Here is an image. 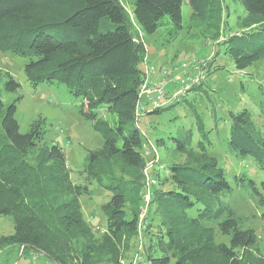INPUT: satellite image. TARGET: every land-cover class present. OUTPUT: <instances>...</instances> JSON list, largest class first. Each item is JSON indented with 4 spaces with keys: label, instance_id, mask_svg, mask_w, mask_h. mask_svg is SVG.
<instances>
[{
    "label": "trees",
    "instance_id": "1",
    "mask_svg": "<svg viewBox=\"0 0 264 264\" xmlns=\"http://www.w3.org/2000/svg\"><path fill=\"white\" fill-rule=\"evenodd\" d=\"M236 1L245 12L238 20L241 30L219 44L242 70L264 58V0ZM185 2L193 18L216 28L226 13L224 0H130L131 12L122 0H0V51L25 60L32 84L63 87L102 139L99 150L86 149L77 170L82 179L73 181L62 146L45 139V120L35 119L22 132L15 117L22 96L8 102L0 97V215L14 228L0 235V246L12 244L55 264H97L107 258L119 262L140 238L146 264H264L256 234L228 200L232 185L209 152L217 128L214 104L209 106L213 126L187 96L145 110L172 115L173 121L181 108L190 107L194 121L155 138L158 146L170 142L186 159L155 170L148 213L141 217L146 173L136 104L146 48L133 24L148 34L178 31ZM202 85L187 91L204 94L211 103ZM19 88L0 68V93ZM257 91L252 101L264 122V86L259 83ZM252 115L249 107L229 111L225 144L236 157L251 156L264 172V130L252 123ZM234 180L256 199L264 220V178L259 187L243 174ZM96 187L109 193L103 204L106 227L98 236L78 200Z\"/></svg>",
    "mask_w": 264,
    "mask_h": 264
},
{
    "label": "rangeland",
    "instance_id": "2",
    "mask_svg": "<svg viewBox=\"0 0 264 264\" xmlns=\"http://www.w3.org/2000/svg\"><path fill=\"white\" fill-rule=\"evenodd\" d=\"M224 1L227 2L226 13L217 28L193 18L186 2L183 3L184 23L178 31L169 33L157 29L154 33L148 34L142 32L135 23L133 28L137 40H141L146 48L140 66L143 69L145 66L152 67V79L166 91L168 98L166 104L172 102L173 99L177 100L182 96H187L194 103L207 126H213L214 118L209 106L214 104L217 128L216 132L211 134L212 143L209 152L218 159L219 165L232 185L233 192L228 197L229 202L237 215L243 217V225L254 231L258 244L264 252L262 209L256 199L234 180V176L243 174L252 178L259 187V182L264 178V172L251 156L236 157L228 151L225 144V138L229 133L228 113L230 110L238 111L242 107H249L253 112L252 123L260 130H264L263 119L252 101L259 95L257 91L259 83L264 86V58L239 70L236 69L234 61L223 53V47L219 42L240 32L238 20L245 13L236 0ZM122 3L131 12L130 0H122ZM24 62L25 60L19 56L0 51V68L9 71L20 83L17 92L0 93V97L4 102H8L17 95L22 96L15 112L20 130L25 132L39 117L44 119L45 139L55 140L62 146L73 181H81L82 177L78 175L77 170L81 168L85 151L86 149L99 150L102 142L101 136L77 112L75 103L69 99L63 87L47 83L32 84L24 72ZM164 71L166 73H163ZM187 76L191 78L190 83L186 79ZM199 83H202V88L211 93V103L207 101L204 94L187 91L189 87ZM145 104L155 106L148 102ZM176 115L175 120L170 121L169 119L173 118L172 115H146L144 111L137 121L144 133L145 183L155 177L154 172L157 168L186 159V155L175 151L170 142L166 141L164 146H158L155 142L156 137H165L168 129L176 131L177 127L187 128L194 121L190 107L181 108ZM153 183L146 184L142 191V209L146 206L148 210ZM144 195H146L145 199ZM108 199L109 193L98 187L94 189L92 195H80L78 198L80 210L94 236L100 235L106 227V213L103 204ZM147 210L143 217L148 213ZM13 231L10 218L0 215V235L10 234ZM217 239L223 238L218 235ZM142 241L140 238L134 239L132 247L122 254L119 262H113L107 258L97 264H133L137 256L140 257L138 264H146L142 256ZM0 264L55 263L40 254L23 252L22 248L6 244L0 246ZM170 264H173V261Z\"/></svg>",
    "mask_w": 264,
    "mask_h": 264
},
{
    "label": "built area",
    "instance_id": "3",
    "mask_svg": "<svg viewBox=\"0 0 264 264\" xmlns=\"http://www.w3.org/2000/svg\"><path fill=\"white\" fill-rule=\"evenodd\" d=\"M145 78L140 84V92H139V99L136 104V114L137 119L141 117L145 110V102L152 103L155 106H161L166 104V91L165 89L155 82L154 80L149 79V74H151V67L145 66ZM147 74V75H146ZM178 79V78H175ZM187 80H191L189 76L186 77ZM190 80L188 83H190ZM145 172V171H144ZM154 182V179H149V181L146 183L147 185H151V183ZM146 195H144V199ZM145 201V200H144ZM147 210L146 206L144 209H142L141 217L145 214V211ZM140 235V233H139ZM140 257L137 256L133 264H138Z\"/></svg>",
    "mask_w": 264,
    "mask_h": 264
},
{
    "label": "crops",
    "instance_id": "4",
    "mask_svg": "<svg viewBox=\"0 0 264 264\" xmlns=\"http://www.w3.org/2000/svg\"><path fill=\"white\" fill-rule=\"evenodd\" d=\"M145 61V60H144ZM151 67V66H150ZM145 68V67H144ZM151 74H149V79H151V80H153L152 78H153V70H152V67H151ZM163 73H166V71H164ZM145 106H146V109H148V108H150L151 107V105L150 104H145ZM143 118V117H142Z\"/></svg>",
    "mask_w": 264,
    "mask_h": 264
},
{
    "label": "clouds",
    "instance_id": "5",
    "mask_svg": "<svg viewBox=\"0 0 264 264\" xmlns=\"http://www.w3.org/2000/svg\"><path fill=\"white\" fill-rule=\"evenodd\" d=\"M145 111V110H144ZM144 113V112H143Z\"/></svg>",
    "mask_w": 264,
    "mask_h": 264
}]
</instances>
